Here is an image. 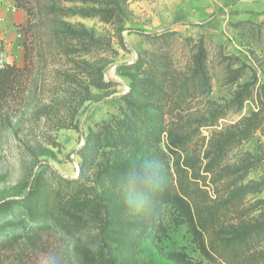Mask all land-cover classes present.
I'll return each instance as SVG.
<instances>
[{"label":"rangeland","instance_id":"1","mask_svg":"<svg viewBox=\"0 0 264 264\" xmlns=\"http://www.w3.org/2000/svg\"><path fill=\"white\" fill-rule=\"evenodd\" d=\"M18 1L0 202L90 193L0 264H264V0Z\"/></svg>","mask_w":264,"mask_h":264},{"label":"trees","instance_id":"2","mask_svg":"<svg viewBox=\"0 0 264 264\" xmlns=\"http://www.w3.org/2000/svg\"><path fill=\"white\" fill-rule=\"evenodd\" d=\"M16 1V7H20L19 1ZM102 2L108 7V10L102 12L101 17L105 21H112L123 11L125 0H102ZM2 52L3 44L0 42V53ZM26 71L27 66L20 67L15 63H4L0 68V102L13 97L24 87ZM86 164L85 161L82 165ZM51 171L57 179L59 187H54L49 181V188H51L49 192H36L28 199L6 198L0 202L1 243L28 237L32 240L33 245H39L42 242L41 233L50 229V223L60 224V221L67 217V211L73 210L83 202L82 195L90 193V187L85 188L80 179H65L56 171ZM37 178L35 177L30 193L35 189ZM155 178L157 176H154ZM75 188L76 190H74ZM71 189L74 190L73 193L66 192ZM19 209L25 210L26 213L19 214Z\"/></svg>","mask_w":264,"mask_h":264},{"label":"crops","instance_id":"3","mask_svg":"<svg viewBox=\"0 0 264 264\" xmlns=\"http://www.w3.org/2000/svg\"><path fill=\"white\" fill-rule=\"evenodd\" d=\"M12 9L16 11L13 12ZM22 19L15 6V0H0V42L4 46V55L17 53L18 49L22 48L20 40L14 33L15 24ZM7 63H10L9 58Z\"/></svg>","mask_w":264,"mask_h":264},{"label":"built area","instance_id":"4","mask_svg":"<svg viewBox=\"0 0 264 264\" xmlns=\"http://www.w3.org/2000/svg\"><path fill=\"white\" fill-rule=\"evenodd\" d=\"M12 11L15 12L16 10H15V9H12ZM17 37L20 39V38H22V35L19 33V34L17 35ZM3 65H4V64H3ZM3 65H1L0 68H1Z\"/></svg>","mask_w":264,"mask_h":264}]
</instances>
